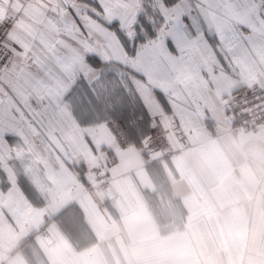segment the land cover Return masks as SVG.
Returning <instances> with one entry per match:
<instances>
[{
  "label": "crops",
  "instance_id": "0c3cea01",
  "mask_svg": "<svg viewBox=\"0 0 264 264\" xmlns=\"http://www.w3.org/2000/svg\"><path fill=\"white\" fill-rule=\"evenodd\" d=\"M192 4L205 12L155 13L157 29L146 11L129 38L131 16L121 31L98 0H0L19 47L0 78V264H264V127L235 130L225 106L264 86V4ZM154 121L185 135L157 163Z\"/></svg>",
  "mask_w": 264,
  "mask_h": 264
},
{
  "label": "built area",
  "instance_id": "2783aa9c",
  "mask_svg": "<svg viewBox=\"0 0 264 264\" xmlns=\"http://www.w3.org/2000/svg\"><path fill=\"white\" fill-rule=\"evenodd\" d=\"M25 2L31 0H24ZM18 21L17 16L8 17L0 21V78L13 60L19 47L10 40L8 33ZM8 23L11 27L4 28ZM226 110L233 117V128L240 132H256L264 127V86H249L241 88L231 95L226 102ZM176 135L180 140H185L182 128L178 124L166 127L159 121H154L150 127L147 143L143 147L145 158L152 162H161L172 158L169 136ZM97 175L98 187L104 189L109 184V176L101 169L94 170ZM40 234L48 237L49 233L43 229Z\"/></svg>",
  "mask_w": 264,
  "mask_h": 264
},
{
  "label": "snow or ice",
  "instance_id": "6c2138e0",
  "mask_svg": "<svg viewBox=\"0 0 264 264\" xmlns=\"http://www.w3.org/2000/svg\"><path fill=\"white\" fill-rule=\"evenodd\" d=\"M98 2L100 3V6L104 11L106 22L108 24L116 22L117 18H119L121 31H124L125 18L129 15L131 16L129 27L132 28L133 31H128L126 33L129 38L133 36L136 23L140 20L141 16L144 15L146 11L155 12L163 20L175 22L174 26H176V24H178L184 16H187L189 19H191L194 10L199 11L201 14L205 12V9L200 8L199 5H193L192 0H152V3L147 9H145L143 0H128V2L124 5L123 12H117L113 8L108 7V5L104 3V0H98ZM223 2H226V0H223ZM203 3L215 8L220 6L222 0H203ZM262 4H264V0H262ZM255 9L256 5H253L250 11L254 12ZM93 11H95V9H93ZM97 14L99 15V13ZM208 14L212 16L213 20L219 19L218 17H216L214 12H209ZM149 22L154 23V20H150ZM224 26L225 24L217 25L218 29L221 31L223 30ZM2 27L10 29L11 26L8 23H4ZM8 36L9 38H12L10 32L8 33ZM86 59L87 57H85V60ZM127 62L135 67L137 66L139 60L138 57L137 59L128 58ZM83 67L84 66L82 65L81 71H83ZM90 71L91 69H89V72ZM89 72H83L84 77H87L89 75ZM100 78V76H95L93 79L87 80L86 84L92 85L94 90L95 85L100 80ZM77 83H79V81H77ZM75 90V85H73L71 89L67 91L66 94H64L63 99L69 100L71 102V98L73 97V93L75 92ZM14 182L15 181H13V183Z\"/></svg>",
  "mask_w": 264,
  "mask_h": 264
},
{
  "label": "rangeland",
  "instance_id": "374dc122",
  "mask_svg": "<svg viewBox=\"0 0 264 264\" xmlns=\"http://www.w3.org/2000/svg\"><path fill=\"white\" fill-rule=\"evenodd\" d=\"M152 3V0H149V4H148V7L150 6V4ZM149 13H150V17H152V16H155V12H150L149 11ZM156 17V16H155ZM150 23V22H149ZM146 24V23H145ZM153 24H155L156 25V29H157V26H159V22L157 21V17H156V21H154V23ZM143 31H144V28H143ZM93 61V60H92ZM97 66H99L100 65V63L99 62H97V63H95ZM106 70H107V72L108 73H112V75L113 76H111L112 78H115V77H121L122 78V81L124 82V78H126L125 76H126V74H125V72H123L122 70H119V69H117V67H115V66H110V67H107L106 68ZM116 74V75H115ZM124 77V78H123ZM108 78L109 79H111L109 76H108ZM108 83H110V82H108ZM115 83V82H114ZM125 83V82H124ZM109 88H110V93L112 94V95H114V96H120L121 94L116 90L117 89V87H111L110 85H109ZM102 90H103V92L104 91H108V87H106V86H103L102 87ZM109 92V91H108Z\"/></svg>",
  "mask_w": 264,
  "mask_h": 264
},
{
  "label": "trees",
  "instance_id": "16d2710c",
  "mask_svg": "<svg viewBox=\"0 0 264 264\" xmlns=\"http://www.w3.org/2000/svg\"><path fill=\"white\" fill-rule=\"evenodd\" d=\"M149 29V28H148ZM140 38H139V42H140ZM140 115H141V117H142V120H145L146 119V114H145V110L143 109V107H142V105L140 104V113H139ZM136 117V116H135ZM118 124L119 125H124L125 124V122H122V120H120L119 122H118ZM123 130H124V128H123ZM122 131V130H121Z\"/></svg>",
  "mask_w": 264,
  "mask_h": 264
}]
</instances>
